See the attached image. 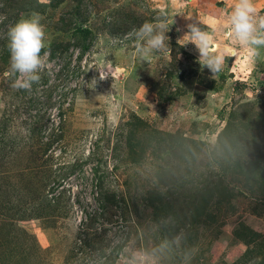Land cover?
I'll return each instance as SVG.
<instances>
[{"label":"rangeland","instance_id":"374dc122","mask_svg":"<svg viewBox=\"0 0 264 264\" xmlns=\"http://www.w3.org/2000/svg\"><path fill=\"white\" fill-rule=\"evenodd\" d=\"M263 110L264 0H0V264H264V180L215 153Z\"/></svg>","mask_w":264,"mask_h":264},{"label":"trees","instance_id":"16d2710c","mask_svg":"<svg viewBox=\"0 0 264 264\" xmlns=\"http://www.w3.org/2000/svg\"><path fill=\"white\" fill-rule=\"evenodd\" d=\"M5 60L7 61L8 59L5 58ZM257 114L256 118L251 117V115L242 116L237 119V125L232 123V120L228 121L218 135L219 146L215 150V153L218 155L216 158L218 164H220L221 167H224L225 171L231 169L233 172H236L237 170V172L241 173L240 175L244 176L246 179L252 178L255 181L264 180V110ZM232 117L234 118L235 116L232 115ZM242 119H244V121H242ZM253 123L255 124V127H251V124ZM239 125L241 126L240 128ZM134 133L135 131L133 129L129 131L128 144H132L135 135ZM169 137V135L165 134L163 138L160 137V140L165 139V141H167L170 139ZM171 139L174 140V147L180 148L181 155L188 156L190 159H195L199 154V150L204 145L196 140H188L183 136H173ZM137 143H141L140 138L137 140ZM47 148L48 146L43 149V152L46 151ZM130 150L132 154H137L134 152V149L132 150V147ZM211 159L215 162L214 158ZM230 162H234V164L231 165L229 164ZM190 165L193 169L194 163L190 162ZM232 190L233 188H229L228 185H223L221 179L219 181H212L206 186L197 187V200L191 204L192 219L189 221L194 223V226L196 227L199 223L197 220H200L203 215L207 216L208 213L205 211L207 210V207L212 202L216 204V201H229L233 195ZM108 194L110 193H107V198H105L107 202L114 198V196L109 198ZM154 198L155 201L161 199L160 195L158 197L152 195V199ZM168 206V204H163V207ZM175 228L178 227L175 226L174 229ZM194 228L191 231H193ZM248 231L249 230H247L246 235L242 237L248 242L255 240L256 237L253 234L249 238ZM240 235L241 234L238 233L239 237Z\"/></svg>","mask_w":264,"mask_h":264}]
</instances>
